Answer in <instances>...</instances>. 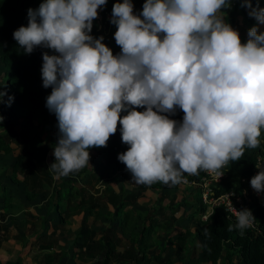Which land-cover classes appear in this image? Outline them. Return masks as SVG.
<instances>
[{
    "label": "clouds",
    "instance_id": "9594fccd",
    "mask_svg": "<svg viewBox=\"0 0 264 264\" xmlns=\"http://www.w3.org/2000/svg\"><path fill=\"white\" fill-rule=\"evenodd\" d=\"M105 4L44 0L28 10V25L13 33L26 53L34 46L59 53H43L42 65L43 86H52L46 105L60 132L53 172L68 176L87 166L88 149L106 147L118 124L129 145L118 160L140 185L175 186L188 182L185 173L200 171L221 177L220 170L241 159L245 148L259 147L264 33L254 26L242 43L221 12L228 0H146L143 19L133 14L131 0H123L112 9L114 38L122 50L114 56L103 37L89 34ZM242 6L264 24V8H252L249 0ZM143 106L145 111L136 110ZM177 106L184 113L179 124L161 114L174 113ZM122 110L127 114L121 116ZM250 184L264 192V169ZM235 216L230 231L253 226L250 210Z\"/></svg>",
    "mask_w": 264,
    "mask_h": 264
},
{
    "label": "trees",
    "instance_id": "16d2710c",
    "mask_svg": "<svg viewBox=\"0 0 264 264\" xmlns=\"http://www.w3.org/2000/svg\"><path fill=\"white\" fill-rule=\"evenodd\" d=\"M44 0H0V58L2 59L6 72L4 82L7 85V91L0 93L1 100L6 96L8 98L7 107L8 121L2 124L5 132H0V150L10 154L13 150L12 142H19L16 130L10 126L11 123H17L18 117L22 116L26 126H33L35 134H23L25 148L16 156L12 164L11 179L18 182L19 173L25 175L24 182L30 189L28 198L35 199L46 185H52V174L48 171V166L37 167L35 154L37 151L47 153L49 150L43 147L44 140L41 136L47 126L52 124L58 125V119L54 112L50 111L46 105L47 97L52 92V86L45 88L42 80L43 53L49 55H59L53 49L44 46H34L31 53H26L24 49L14 39L13 33L20 26H27L29 23L28 10L38 9ZM123 3V0H106L103 10L102 19L95 18L92 22V30L89 33L93 38L103 37L102 42L109 44L114 56L121 54V48L116 44L114 33L117 25L112 23V9L115 3ZM146 0H131L133 4V14L142 16L143 5ZM252 8H264V0H249ZM229 7H223L225 13V22L230 24L235 30L237 27L245 25L247 28L258 26L254 16L249 15L248 7L242 6L246 0H234L233 3L228 0ZM39 19V18H38ZM162 36V34H161ZM11 98V100H10ZM10 105V106H9ZM137 111H145L146 106L136 108ZM155 110V109H154ZM127 112H121V116ZM168 118L182 122L184 113L177 106L174 113H161ZM55 119H57L55 121ZM121 126L118 124L117 131L111 135L106 147H92L99 156L104 160L105 166L109 170L110 182L113 181L114 175L118 172L125 171L126 165L118 160V155L125 152L129 145L122 142ZM261 143L255 149L245 148L244 155L238 161H230L228 165L220 171L223 173L220 181L214 182L212 188L213 196H220L230 191L242 195L245 188L248 187L250 180L255 176L259 158L264 164V129L261 130L259 137ZM45 176L44 178H42ZM112 176V177H111ZM208 177V173L200 171L199 175L184 174V179L196 185V198L191 202L195 207L189 218L202 216L207 211V204L203 201L202 186L203 178ZM110 182L105 183L104 195L117 210L116 215L121 217L118 224L122 229L131 226L130 245L124 250H118L119 238L116 236L113 227H108L105 232L97 238V231L91 229L86 222L83 223L81 230L74 242V247L78 248L79 254L86 259H98V264H167V253L170 250V256L181 254L183 242L180 243V249L174 250L171 242L174 236H168L164 244L154 252L152 247L155 245L154 234L157 228L162 226V222L153 217L149 212L142 210L134 211L128 209L139 197L143 196L145 188H135L128 194L117 193ZM159 185L162 182H157ZM155 184V183H154ZM152 184V185H154ZM164 185V184H163ZM51 188V187H50ZM4 202L0 205V222L5 220L6 211L12 205V196L7 191L2 193ZM249 210L252 212L254 221L258 223L260 232L256 233L251 227L243 231L235 227L229 230V226H234V222L229 217V212L225 206H216L209 214L202 227L197 228L196 234L206 247V257L212 264H219L222 259L224 264H234V258L237 257L235 264H264V204L259 201L258 197L251 199ZM108 206L99 195L88 192L86 188L78 189L72 186L70 182L54 188L51 194V203L46 216L42 219V226L46 228L48 217L53 212L59 214L60 222H65L72 215L88 212L94 213L98 209ZM2 207L5 209L3 210ZM180 205H178V208ZM22 206H14V210H22ZM166 208L160 206L156 209L157 214H164ZM178 209H176L177 211ZM115 215V216H116ZM115 216L110 214L112 223ZM168 219V218H167ZM143 221L141 228H138L139 221ZM182 218L175 216V211H171V216L164 222L167 229H173L175 223L182 222ZM9 231L6 226L0 225V248L2 246L5 234ZM24 233L16 236V240L24 239ZM49 238L55 240L53 235L48 236L45 232L40 233L39 239ZM56 241V240H55ZM170 243V245H168ZM46 249L47 264L59 262L62 255L54 253L51 244L41 246ZM40 248V246H39ZM67 252L63 253L65 256ZM99 255V256H98ZM102 255L103 258L101 257ZM0 264H24L23 259L13 256L7 261L0 260ZM199 264V263H192Z\"/></svg>",
    "mask_w": 264,
    "mask_h": 264
},
{
    "label": "rangeland",
    "instance_id": "374dc122",
    "mask_svg": "<svg viewBox=\"0 0 264 264\" xmlns=\"http://www.w3.org/2000/svg\"><path fill=\"white\" fill-rule=\"evenodd\" d=\"M231 3L234 2V0H230ZM250 11V9L248 8ZM221 12H223V8L221 9ZM99 14V11H98ZM102 16V15H101ZM102 19V18H101ZM257 27L258 34L264 33V24H258ZM252 28V27H251ZM245 25H242V27H237V31L239 32L240 36H243V39L241 40L242 43H246L247 39L244 37L247 35L249 29ZM106 46L109 47V44L104 43ZM6 72V67L0 58V93H5L7 91V85L4 82V74ZM2 86V87H1ZM8 98L7 96L1 100V106H0V121L2 124H5L8 121V112L9 109L7 107ZM57 119H55L56 121ZM11 127H13L18 135L19 142H12L13 152L10 154L5 153L4 151L0 150V205L2 202H4V197L2 196V193L7 191L12 196V205L11 208H13L14 213H19L22 210H26L27 207H32L34 204L40 205L39 208H46L48 206V203L51 201V190L47 189L52 187V185L47 184L46 188L39 193V196H37L35 199L30 200L28 198V194L31 192L30 189L27 187L26 183L23 180V173H19V178L23 180V182L18 183L14 182L10 174L12 173V165H11V158L12 155H19L21 151H23V148H25V144L23 141V134L29 133V134H35L36 131L33 126H26L24 124V119L22 116L18 117L17 123H11ZM0 132H5L4 127L0 129ZM41 136L44 140L43 147L47 148L49 151L47 153L43 151H37L35 154V157H39V161L36 162L37 167H45L48 166V171L52 174V184L55 183V188H59L62 184V181H67L72 184V186H75L77 184L78 188L83 189L86 188L87 191L90 193L92 192L95 195H99L104 201L107 202L106 207L102 209L96 210L94 213L90 214L88 212H81L82 214H79L74 218V215H72L70 218H68V222L64 223L61 234L62 236L58 239L53 238L55 240H50L49 238L45 237L43 239H39L40 236L34 237V234L37 233V230H44L47 231L45 234H49L51 231V227L43 228L41 223V219L43 217H36V215L32 212L25 211L24 215H21V217L18 219L22 221V225H25L24 227V239H19L21 245H15V252L17 253L18 257H21L23 259V262L26 261L25 264H47L49 261L46 260V249H43L41 246L46 244H51L52 247H54L52 250L54 253L58 254V256L62 255V259L59 262H55L54 264H98V262L101 261L100 258L96 259H86L81 254H79L78 248L74 247V242L77 239V234L81 230L82 226V220L87 217V225L97 231V238H99L108 227H113L115 230L116 236L119 238L118 243V250H124L129 247L130 245V231L131 226H129L126 229H122L120 225L117 223V221L120 220V216L116 215V208L107 201V196L104 195L105 190V183L110 182V174L109 170L103 165V161L99 159L97 153L90 152L89 156V163L87 166L82 168L81 170L77 172L70 173L68 176H59L57 173L53 172L51 169V164L55 162L54 157V148L57 145L58 138L60 136L59 128L57 124H52L47 126L43 131H41ZM91 149V148H90ZM13 160V158H12ZM44 160H47V164L44 163ZM36 161V160H35ZM45 165V166H44ZM131 172L129 170H125L123 173ZM121 174V176H125V174ZM209 174V173H208ZM54 175L56 176L57 180H54ZM71 176H77L76 180L71 179ZM43 176L42 178H44ZM210 177V178H209ZM209 177L203 178V181L209 180L213 178L212 175ZM46 178V177H45ZM186 180V179H185ZM187 181V180H186ZM12 184L16 186V188L12 187ZM61 184V185H60ZM60 185V186H59ZM113 185L117 186V188L120 190L121 187H123L124 192H132L135 190V188L143 187L145 188L143 196L140 197V200L135 201V203L128 207L127 210L132 209L134 211L139 210H145L148 211L150 214L153 213L154 210L158 209L161 205L165 206L167 209L175 208L177 205L181 206H187L189 208H186V212L188 214L193 210L192 204L196 198L195 190L196 185H192L191 183H180L175 186H169V185H159L157 182L154 185H140L136 184L133 180L132 175L123 177L121 180L116 181L113 183ZM76 187V186H75ZM148 192V194H146ZM13 195H12V194ZM39 197V198H38ZM17 201V202H16ZM16 202V204H14ZM21 204H19V203ZM190 205V206H188ZM14 206H22V210H14ZM112 210H110V209ZM212 207L208 206L206 213L202 216V218L198 217L195 222L191 224H177L173 229L167 230L165 228L164 222H162V226L157 230L156 238H155V245L152 247L156 249L159 248L161 242L168 238L170 234H173L175 230H177L176 235H183L181 237L182 241H176L174 250L180 249V243L183 242V248L180 250L181 254L170 256L168 253L167 259H170L167 261V264H192V263H199V264H212L208 259L205 258V248L198 236L196 237H190L186 234H191V228L195 229L197 226L202 227L203 224L206 221L205 218L208 217V215L211 213ZM35 212H40L35 211ZM111 215L115 216V221L112 223V219L109 217ZM51 215L58 216L57 213H52ZM47 218L48 221L50 219V216ZM83 216V217H81ZM153 216V215H152ZM123 217V216H121ZM155 218H161L164 221L168 220L169 215L164 216L163 214H155L153 216ZM77 218V219H76ZM34 219H37L36 221ZM38 222V225H37ZM2 226L4 225L3 222L0 223ZM13 225V224H12ZM11 225V226H12ZM143 225V221L140 220L138 223V228H141ZM186 232V233H185ZM22 235L21 234H17ZM15 236V239H16ZM49 236V235H48ZM55 237V236H54ZM167 237V238H166ZM179 238V237H178ZM12 239H14L12 237ZM61 239V242L58 243V241ZM6 240L3 239V241ZM177 240V239H176ZM3 243V242H2ZM163 243V242H162ZM24 246H23V245ZM192 244V245H191ZM168 245H170L168 243ZM40 246V248H39ZM193 248V249H192ZM22 249V250H19ZM56 249V250H55ZM194 250V253H193ZM67 252L65 256H63V253ZM20 254V255H19ZM195 254V257H194ZM8 252L6 250V247L4 250H0V260L5 262L8 258ZM99 256V255H98ZM104 255L101 257L103 258ZM208 260V261H207ZM209 262V263H208ZM237 262V257L234 258V264ZM116 264V263H115ZM219 264H224L223 260L221 259Z\"/></svg>",
    "mask_w": 264,
    "mask_h": 264
},
{
    "label": "crops",
    "instance_id": "0c3cea01",
    "mask_svg": "<svg viewBox=\"0 0 264 264\" xmlns=\"http://www.w3.org/2000/svg\"><path fill=\"white\" fill-rule=\"evenodd\" d=\"M250 12V11H249ZM240 27H242V26H240ZM240 35V34H239ZM246 39H248V36H244ZM240 39L242 40L243 39V36H240ZM2 87V86H1ZM88 151H89V153L90 152H95V153H97L95 150H93L92 148L91 149H88ZM13 152V151H12ZM97 155H98V157H99V159H101V161H103V165L105 166V163H104V160L99 156V154L97 153ZM16 156L17 155H12V158H13V160H12V158H11V165L13 164V162H14V159L16 158ZM39 157H35V160H36V162L37 161H39ZM44 163H46L47 164V160H44ZM106 167V166H105ZM107 168V167H106ZM107 170H108V168H107ZM124 172V171H123ZM123 172H118L116 175H114V177H113V181H111L110 183H111V186L113 187V189L117 192V193H124V194H128V192H124L122 189H123V187H121V189L119 190L118 188H117V186H116V188H115V186L113 185V183H115L116 181H118V180H121L123 177H126L127 175L128 176H130V175H132V174H129V172H126V173H123ZM125 174V176H121V174ZM76 177L77 176H71V179H75L76 180ZM112 177V176H111ZM24 178H25V175L23 176V180H24ZM18 179H19V181H18V183H21V182H23V180H21L20 178H19V176H18ZM54 180H57L56 179V176L54 175ZM66 182L67 181H62L61 182V184L63 185H66ZM188 183V182H187ZM60 184V185H61ZM59 185V186H60ZM76 186V188H78V186H77V184L75 185ZM12 187H14V188H16V186L15 185H13L12 184ZM56 186H55V183H53L52 184V187L51 188H47V189H50L51 190V194H52V192H53V189L55 188ZM78 189H80V188H78ZM12 194V193H11ZM146 194H148V192H146ZM13 195V194H12ZM39 196V195H38ZM39 198V197H38ZM139 200H140V197L138 198V202H139ZM17 202V201H16ZM16 202H14V204H16ZM19 203V202H18ZM50 203H51V201H50ZM50 203H48V206L46 207V208H39L38 206H40V205H36L34 202H33V206L32 207H27V209L26 210H22V211H20L19 213H14V211H13V208H11V205L9 206V208L7 209V211H6V218H5V220H3L2 222H3V224L4 225H7V227L9 228V231L4 235L5 236V238H6V240H4L3 241V243H2V246H1V248H0V250H4L5 249V247H6V250H7V252H8V258H7V260L8 259H10L11 257H13V256H17V253L14 251L15 250V248H14V246L15 245H21L20 244V241H18V240H16L15 239V236L17 235V234H21V233H24V227H25V225H22V221H20V220H18L20 217H21V215H24V212L25 211H28V212H32V213H34L35 215H36V217L38 216V217H45L46 216V214H47V211H48V208L50 207ZM194 203V202H193ZM19 204H21V203H19ZM188 206H190V205H188ZM165 208H166V205L164 206ZM186 208H189V207H187V206H181V207H179L178 208V205L175 207V208H171V209H167L166 208V210L164 211V216H166V215H169V218H170V216H171V211L172 210H174L175 211V216L177 217V218H182V222H180V223H175V225H174V227L177 225V224H191V223H193V222H195L196 221V219L198 218V217H200V216H197V217H194V218H192V219H190L189 218V216H190V214H191V212L192 211H194V208L195 207H192V211L188 214V212H186ZM2 209L3 210H5L3 207H2ZM110 209V208H109ZM176 209H178L177 211H176ZM40 211V212H35V211ZM110 210H112V209H110ZM142 211H144V212H148V211H145V210H142ZM156 212V210H154L153 211V213H152V215L153 216H155V214H157V213H155ZM84 213V212H83ZM58 214V213H57ZM79 214H82V213H77V214H75L74 215V218L76 217V216H78ZM81 217H83V216H81ZM42 218V219H43ZM168 218V219H169ZM201 218V217H200ZM42 219H41V223L40 224H42ZM77 219V218H76ZM120 219H121V217H120ZM203 219V218H202ZM206 220H207V218H205ZM35 221L37 220V219H34ZM88 219H87V217H85L83 220H82V223H81V226L83 225V223L84 222H86ZM69 220H67V221H65V222H60V219H59V214H58V216H56V215H51L50 216V219H49V221L46 223V227H51V231L49 232V236H51V235H53V236H55V238L56 239H58L59 237H61L62 236V234H61V229H62V227H63V225H64V223H67ZM120 221V220H119ZM119 221H117V223L119 222ZM158 221H160V222H165L163 219L161 220V218H158ZM1 223V222H0ZM13 224V225H12ZM184 224V225H185ZM12 225V226H11ZM37 225H38V222H37ZM160 228V227H159ZM159 228H157V230L159 229ZM166 228V227H165ZM197 228H199V226H197ZM197 228H196V230H197ZM167 229V228H166ZM167 230H169V229H167ZM191 233H193V235H189V234H186V235H188V236H190V237H196V233H195V229H192L191 228ZM42 232H45V233H47V231H44V230H37V233L36 234H34V237L36 238V237H38V236H40V233H42ZM176 232H177V230H175V232H173V234H170L169 236H174V240H173V242H171V244H172V247H174L175 246V243H176V241H182L181 240V237L183 236V235H181V236H179V235H176ZM186 233V232H185ZM156 234H157V231H156ZM156 234H154V239L156 238ZM78 235V234H77ZM12 237L14 238V239H12ZM179 237V238H178ZM167 238V237H166ZM198 238H200V237H198ZM177 239V240H176ZM167 240V239H166ZM166 240L164 239L162 242H161V244H164L165 242H166ZM201 240V239H200ZM202 241V240H201ZM59 242H61V239L58 241V243ZM203 243V242H202ZM170 244V243H169ZM23 245V244H22ZM183 245H184V243H183ZM192 245V244H191ZM203 245H204V243H203ZM24 246V245H23ZM204 248H205V251H204V253H206V247H205V245H204ZM174 249V248H173ZM193 249V248H192ZM19 250H22V249H19ZM56 250V249H55ZM152 251L154 252L155 251V248H153L152 249ZM169 252V254H170V250L168 251ZM193 253H194V250H193ZM20 255V254H19ZM167 255H168V253H167ZM194 257H195V254H194ZM205 258L206 259H208L206 256H205ZM6 260V261H7ZM208 261V260H207ZM26 263V261L24 262V264ZM209 263V262H208Z\"/></svg>",
    "mask_w": 264,
    "mask_h": 264
},
{
    "label": "built area",
    "instance_id": "2783aa9c",
    "mask_svg": "<svg viewBox=\"0 0 264 264\" xmlns=\"http://www.w3.org/2000/svg\"><path fill=\"white\" fill-rule=\"evenodd\" d=\"M105 5L100 6L97 11H99V14L97 16L98 19L102 18V12L104 10ZM264 169V164L262 163V159L259 158V164L257 166V171L255 172V175L261 170ZM210 174H208V177ZM213 178L211 181L206 180L203 181V184H201L203 188V200L206 204L212 207V209L216 206H225L226 210L229 212V217L234 221L237 222L235 212L237 210L242 209H248L249 210V201L253 198L259 199L264 204V192H257L251 187V184H248V187L244 189L242 195L236 193L235 191H230L228 193L222 194L220 196H213L214 191L212 188V184L214 182L220 181L221 177H215L212 175ZM210 178V177H209ZM253 230L256 231V233L260 232V227L258 223L253 221V226L251 227Z\"/></svg>",
    "mask_w": 264,
    "mask_h": 264
}]
</instances>
